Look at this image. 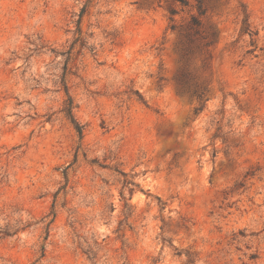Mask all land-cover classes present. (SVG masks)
I'll list each match as a JSON object with an SVG mask.
<instances>
[{"label":"rangeland","instance_id":"obj_1","mask_svg":"<svg viewBox=\"0 0 264 264\" xmlns=\"http://www.w3.org/2000/svg\"><path fill=\"white\" fill-rule=\"evenodd\" d=\"M0 264H264V0H0Z\"/></svg>","mask_w":264,"mask_h":264},{"label":"trees","instance_id":"obj_2","mask_svg":"<svg viewBox=\"0 0 264 264\" xmlns=\"http://www.w3.org/2000/svg\"><path fill=\"white\" fill-rule=\"evenodd\" d=\"M199 10H200V15L201 16H203L204 15V12L203 11H201V7H199ZM172 15H175L176 13L175 12H172L171 13ZM201 26H202V24H201V21L197 18V17H192V19H191V21H190V24H189V31H190V33H194V35H199L201 32H200V28H201ZM192 31V32H191ZM248 32H250V30L248 29V28H246L245 30H244V33H248ZM190 33H188V38H190L191 37V34ZM203 40H207V38H202ZM211 44V42H208V43H206V46H209ZM190 50V49H189ZM189 50H186V49H184V53L185 54H183L185 57H188L189 56ZM185 80V76H182L179 80H178V82L180 83V84H183V81ZM68 93V92H67ZM201 96H198V98H200ZM204 109V107H202V110ZM65 111H66V114H67V116L71 119V122H72V124L74 125V127H75V129H76V131H77V133H78V135L80 136V137H82V135H83V126H81L77 121H76V119L74 118V116H73V101H72V99H68V103L66 104V109H65Z\"/></svg>","mask_w":264,"mask_h":264}]
</instances>
